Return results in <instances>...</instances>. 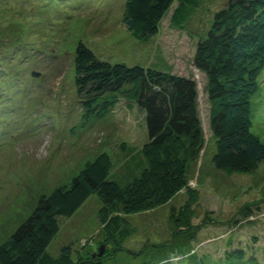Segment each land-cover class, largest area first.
<instances>
[{
    "label": "rangeland",
    "instance_id": "obj_1",
    "mask_svg": "<svg viewBox=\"0 0 264 264\" xmlns=\"http://www.w3.org/2000/svg\"><path fill=\"white\" fill-rule=\"evenodd\" d=\"M126 2L0 0V245L41 196L69 186L101 153L110 155L117 178L137 173L148 141L138 84L120 93L105 116L88 119L76 84V48L83 41L110 63L196 80L205 146L188 167L186 186L166 203L127 216L135 232L122 246L103 234L102 201L94 193L74 215L60 217L49 252L58 256L72 245L76 264H264V162L252 173L213 165L214 102L207 76L194 64L199 40L213 30L228 0H200L182 27L171 21L175 1L159 33L147 41L126 28ZM258 83L251 98L252 132L264 144V70Z\"/></svg>",
    "mask_w": 264,
    "mask_h": 264
},
{
    "label": "trees",
    "instance_id": "obj_2",
    "mask_svg": "<svg viewBox=\"0 0 264 264\" xmlns=\"http://www.w3.org/2000/svg\"><path fill=\"white\" fill-rule=\"evenodd\" d=\"M199 1L127 0L124 24L147 41L159 33L171 10L173 25L182 27ZM75 57L76 84L88 119L105 116L120 93L138 84L136 100L146 113L148 141L136 161L137 173L117 178L108 153L88 161L69 186L40 197L32 214L0 245V264H76L72 245L58 256L49 248L60 232V217L74 215L94 193L102 201L98 219L103 234L113 246H122L135 232L127 216L166 203L186 186L188 167L205 146L196 80L150 66L110 63L83 41ZM194 64L207 76L214 102L213 165L226 172H255L264 162V144L252 132L251 107L264 70V0H228L216 14L213 30L199 40Z\"/></svg>",
    "mask_w": 264,
    "mask_h": 264
},
{
    "label": "water",
    "instance_id": "obj_3",
    "mask_svg": "<svg viewBox=\"0 0 264 264\" xmlns=\"http://www.w3.org/2000/svg\"><path fill=\"white\" fill-rule=\"evenodd\" d=\"M32 75H34V76H40V73L39 72H36V71H33L32 72Z\"/></svg>",
    "mask_w": 264,
    "mask_h": 264
}]
</instances>
